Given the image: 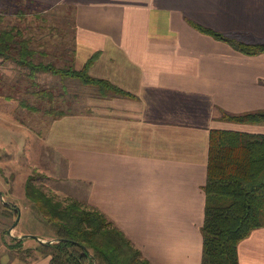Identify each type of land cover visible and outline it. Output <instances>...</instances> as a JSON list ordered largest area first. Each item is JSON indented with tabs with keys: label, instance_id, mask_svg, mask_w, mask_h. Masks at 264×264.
Wrapping results in <instances>:
<instances>
[{
	"label": "crops",
	"instance_id": "1",
	"mask_svg": "<svg viewBox=\"0 0 264 264\" xmlns=\"http://www.w3.org/2000/svg\"><path fill=\"white\" fill-rule=\"evenodd\" d=\"M9 1L66 13L75 68L98 55L91 76L128 95L94 92L82 112L53 120L46 143L65 166L69 201L103 213L151 264H202L212 132L264 135V122L223 119L264 111V54L237 48L264 44V0ZM16 230L0 231V264H16V242L34 264H51ZM239 258L264 264V228L240 244Z\"/></svg>",
	"mask_w": 264,
	"mask_h": 264
},
{
	"label": "trees",
	"instance_id": "2",
	"mask_svg": "<svg viewBox=\"0 0 264 264\" xmlns=\"http://www.w3.org/2000/svg\"><path fill=\"white\" fill-rule=\"evenodd\" d=\"M197 29L218 40H228L200 26ZM237 48L249 56L264 54V44L240 43ZM73 53L72 65L64 68L38 63L35 59L39 53L32 39L26 38L17 28L0 30V59L4 64H16L28 71L31 79L35 80L41 73L52 74L93 87L101 98L128 96L108 81L91 76L90 70L98 55L90 59L82 70H77L74 66L76 50ZM38 93L54 103V93L45 89ZM22 105L29 110L39 111V108L30 107L24 102ZM46 114L54 119L68 115L55 107ZM223 119L235 123H262L264 111L242 115L225 113ZM36 180L33 176L27 181L26 196L43 219L55 225L58 232L56 239H63L51 246L40 243L52 256L51 264H151L103 213L88 209L79 201L64 205L39 186ZM204 190L207 202L202 227V264H240V244L254 231L264 228V135L213 131L209 178Z\"/></svg>",
	"mask_w": 264,
	"mask_h": 264
},
{
	"label": "rangeland",
	"instance_id": "3",
	"mask_svg": "<svg viewBox=\"0 0 264 264\" xmlns=\"http://www.w3.org/2000/svg\"><path fill=\"white\" fill-rule=\"evenodd\" d=\"M60 12L47 11L37 5L0 0V30L17 28L26 38L34 41V48L39 53L36 62L64 68L73 63L75 29L74 20L65 18L66 13L62 15ZM0 74V219L6 221V229L1 224L0 231L3 233L6 230L8 235L14 225L17 233H24V236L38 239L57 236L55 225L44 220L40 212L27 201L26 184L34 176L37 184L56 201L64 205L71 203L67 195L74 189L66 180L65 166L58 163L53 149L46 143L54 120L46 111L55 107L68 114L82 112L89 96L96 91L78 80H64L52 74L41 73L35 80L31 79L28 71L16 64H4L1 59ZM43 89L54 93L53 104L38 93ZM9 97L13 99L10 103ZM22 102L39 108V111L25 108ZM4 205L16 211L17 208L21 210L17 225L18 211L8 220L5 213L9 209ZM10 236L14 237L12 231ZM22 241L35 252L46 251L34 238ZM16 243L17 251L13 254L16 264H34L32 250L20 249L22 245ZM7 252L12 254L10 250Z\"/></svg>",
	"mask_w": 264,
	"mask_h": 264
},
{
	"label": "water",
	"instance_id": "4",
	"mask_svg": "<svg viewBox=\"0 0 264 264\" xmlns=\"http://www.w3.org/2000/svg\"><path fill=\"white\" fill-rule=\"evenodd\" d=\"M1 194V193H0ZM2 195V194H1ZM17 211H18V218H17V223L16 225L18 224V222L20 221L21 219V210L19 208H17ZM16 227V226H15ZM22 239H29V238H34L36 240L39 241V243L43 244V245H54V244H57V243H60L63 239H54V240H51V241H47V242H44L42 241L41 239H38L34 236H30V235H26V236H23L21 237Z\"/></svg>",
	"mask_w": 264,
	"mask_h": 264
}]
</instances>
